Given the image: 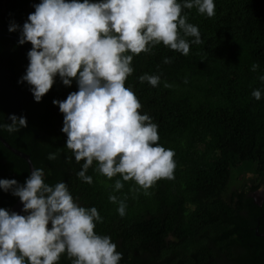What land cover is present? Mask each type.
<instances>
[{
    "label": "trees",
    "instance_id": "16d2710c",
    "mask_svg": "<svg viewBox=\"0 0 264 264\" xmlns=\"http://www.w3.org/2000/svg\"><path fill=\"white\" fill-rule=\"evenodd\" d=\"M214 2L212 17L182 9L201 36L187 55L162 42L132 54L125 87L138 98V111L158 125L157 143L174 151L176 166L171 179L146 190L129 180L117 191L119 175L100 174L95 161L86 173L90 184L76 175L84 161L66 148L64 114L53 104L78 90L75 79L65 86L57 76L40 102L27 82H19L32 45L19 44L20 32L8 29L12 23L22 27L40 0H0V124L10 123V114L27 119L26 128H0V135L44 169L46 183L66 182L81 206L97 209L102 222L94 231L117 245L119 264H264V0ZM144 74L158 75L160 82H141ZM254 90L261 91L259 100ZM51 153L56 159H48ZM28 176L27 162L0 142V179L22 185ZM110 195L124 201L123 216ZM18 199L0 189V208L9 210ZM56 264L71 259L65 252Z\"/></svg>",
    "mask_w": 264,
    "mask_h": 264
},
{
    "label": "clouds",
    "instance_id": "9594fccd",
    "mask_svg": "<svg viewBox=\"0 0 264 264\" xmlns=\"http://www.w3.org/2000/svg\"><path fill=\"white\" fill-rule=\"evenodd\" d=\"M193 7L208 17L215 14L214 0H40L22 27L10 24V32H20L19 44L32 45L19 82H27L36 102L57 76L65 86L73 79L78 85L53 104L64 114L66 148L77 162L84 161L76 174L82 181L92 182L86 173L94 161V170L107 178L119 175L117 191L122 181L134 180L146 190L173 177L175 153L157 143L158 125L138 111L141 104L125 80L133 72L132 54L149 52L162 42L187 55L191 43L201 42L198 27L181 14ZM257 68L253 64L251 70ZM259 79L264 82V75ZM139 80L157 86L160 77L144 74ZM164 87L171 85L165 82ZM252 96L259 100L261 91ZM8 120L0 128L9 133L27 127L23 115L10 114ZM0 189L19 197L26 213L0 208V264H56L65 252L71 264H119L123 254L117 245L94 231L96 222H102L97 209L81 206L66 182L49 185L44 169L33 167L22 185L0 179ZM109 200L118 203L123 216L124 201L115 195Z\"/></svg>",
    "mask_w": 264,
    "mask_h": 264
},
{
    "label": "water",
    "instance_id": "95a60500",
    "mask_svg": "<svg viewBox=\"0 0 264 264\" xmlns=\"http://www.w3.org/2000/svg\"><path fill=\"white\" fill-rule=\"evenodd\" d=\"M0 142L6 147V148H8L11 152H13L15 155H17V156H19V157H21V158H23L26 162H27V164H28V168H29V175L31 174V171H32V168L34 167V165H33V162H32V159H31V157H30V155L29 154H27V153H25V152H23V151H21V150H19V149H17V148H15V147H13L11 144H9L1 135H0ZM262 195H263V193H262ZM254 198H255V200H256V202L258 203V204H261L262 203V200H263V196H262V198L261 199H257V196H255L254 195ZM9 211H15V212H17L18 214H23V204H22V202L20 201V199H18L13 205H12V207L9 209ZM262 236H264V233L263 234H261Z\"/></svg>",
    "mask_w": 264,
    "mask_h": 264
},
{
    "label": "rangeland",
    "instance_id": "374dc122",
    "mask_svg": "<svg viewBox=\"0 0 264 264\" xmlns=\"http://www.w3.org/2000/svg\"><path fill=\"white\" fill-rule=\"evenodd\" d=\"M234 171H235V170H233V172H234ZM249 175H250V174H249ZM238 179H239V177L236 178L234 184H236V185L239 184V183H238V182H239ZM262 193H263V189H260V191H258L257 193H255V196H257V197L262 196Z\"/></svg>",
    "mask_w": 264,
    "mask_h": 264
},
{
    "label": "flooded vegetation",
    "instance_id": "af4514ba",
    "mask_svg": "<svg viewBox=\"0 0 264 264\" xmlns=\"http://www.w3.org/2000/svg\"><path fill=\"white\" fill-rule=\"evenodd\" d=\"M260 197L262 198V196H259V197H257V199H261Z\"/></svg>",
    "mask_w": 264,
    "mask_h": 264
}]
</instances>
